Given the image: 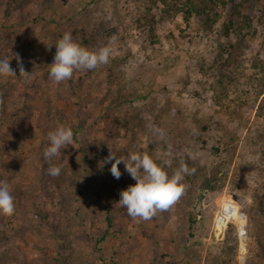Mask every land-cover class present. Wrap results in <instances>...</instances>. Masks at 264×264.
<instances>
[{
    "label": "rangeland",
    "instance_id": "rangeland-1",
    "mask_svg": "<svg viewBox=\"0 0 264 264\" xmlns=\"http://www.w3.org/2000/svg\"><path fill=\"white\" fill-rule=\"evenodd\" d=\"M11 1L0 0V59L16 71L0 76V179L12 186L15 210L0 213V264H255L247 253L255 238L264 244V67L253 62L264 44L244 56L239 80L218 105L210 65L228 40L225 17L209 30L197 16L186 28L179 9L164 15L173 0H14L12 10ZM65 32L89 50L109 47L108 62L50 79ZM16 54L30 76L19 77ZM46 97L54 124L41 119ZM59 124L71 127L73 145L53 158L62 165L55 179L43 170V148ZM231 138L236 154L223 189L202 192L198 180L226 156ZM115 147L123 157L145 151L162 167L184 161L195 176L186 201L151 220L113 213L106 237L104 209L136 183L129 173L114 191L101 183V157ZM43 186L62 208L45 201ZM227 203L241 216L229 222L235 235L215 226Z\"/></svg>",
    "mask_w": 264,
    "mask_h": 264
},
{
    "label": "trees",
    "instance_id": "trees-1",
    "mask_svg": "<svg viewBox=\"0 0 264 264\" xmlns=\"http://www.w3.org/2000/svg\"><path fill=\"white\" fill-rule=\"evenodd\" d=\"M39 1V0H38ZM10 9L14 8V0L11 1ZM175 9L177 11L179 9L182 12V18L186 28H190V24L193 16H197L202 20L205 24V27L209 30H212L217 22L219 23L222 18L225 17L223 22V32L228 40L226 44L222 47L220 53L216 56L212 57V63L210 68L213 67L215 70V86L217 89L216 94V103L218 105H222L224 100H228L230 86L236 83L239 80V75L242 74L241 70L243 69V65L245 62V55L249 52H252L257 48L258 44L264 42L259 41V36L264 33V0H173L170 4L168 3L167 8L162 9L164 15H168L169 9ZM10 10V11H11ZM153 25L150 28L152 29ZM84 32L88 30V27L83 28ZM183 32V31H182ZM155 37L154 34H151L150 37ZM29 42L30 38L28 37ZM260 46V45H259ZM253 65L257 68L264 67V54L258 53L253 62ZM264 71V69H263ZM110 76H113L110 72ZM261 80L264 84V74L261 77ZM2 95L0 94V97ZM45 106L43 112V116L41 119L49 121L50 124H54V119L50 116V104L48 97H46ZM25 103V102H24ZM22 103L21 105H23ZM29 108V107H27ZM0 105V110H1ZM233 116H236L237 113L234 110H231ZM16 114V113H15ZM12 114V115H15ZM0 112V119H1ZM57 116H59L57 114ZM15 118V117H14ZM13 120V118H12ZM264 131V130H263ZM238 140V139H236ZM231 138L225 142V153L226 156L221 158V161L216 163L210 173L202 179L198 180V187L205 193H214L216 191L222 190L225 185V179L228 176L235 154H236V141ZM121 147H115L112 149L114 154L119 158L123 157V153L125 150L120 149ZM127 152V151H126ZM109 155V154H108ZM107 155V156H108ZM107 156H102V162L105 160ZM114 162V161H113ZM104 164V163H103ZM47 166L43 169L47 171ZM121 171V177L116 179L110 172L111 163L104 164L105 172L102 173L104 176L103 184H105L109 189L114 191L115 187L122 186V181L125 179V174L128 173L125 170V166L121 163L119 166ZM178 167H168L165 166V171L169 174V176L177 169ZM193 175V176H192ZM186 174L184 177L186 180H183L182 183L184 185V192L180 196V199L185 200L188 197V188H191L190 185H194L190 180L195 175L192 173ZM50 175H48L49 177ZM58 178L60 177L57 176ZM56 179V177H54ZM187 180H189L187 182ZM57 181V180H56ZM53 188L59 189L57 184H52ZM42 196L44 197L46 202H50L54 206L61 207L62 205L58 201L52 200L48 196L46 192L45 186L41 188ZM97 189L100 191L103 190V187L97 186ZM194 190V187H192ZM116 200L112 205L106 207L104 209V213L102 219L106 223L105 236H110L109 229L113 228L112 215L117 212L121 214L123 217H130L127 214V209L121 207L117 202L120 199V196L115 194L114 197ZM116 208V211L114 209ZM64 209V208H63ZM187 221V230L189 232L190 237L193 236V229L195 226L196 215L191 211L186 214ZM236 234V227L232 223L228 224L227 227V235ZM247 256L250 261L255 264H264V244L260 239L255 238L251 245H248V253Z\"/></svg>",
    "mask_w": 264,
    "mask_h": 264
},
{
    "label": "clouds",
    "instance_id": "clouds-1",
    "mask_svg": "<svg viewBox=\"0 0 264 264\" xmlns=\"http://www.w3.org/2000/svg\"><path fill=\"white\" fill-rule=\"evenodd\" d=\"M55 48L49 77L56 83L71 79L74 71L94 70L106 64L110 56L109 47L89 50L77 43L70 32L63 34ZM12 57L17 61L19 77L30 76L24 69L19 54ZM0 76L16 77V71L10 67L8 58L0 59ZM47 136L49 143L43 148V159L48 162L47 174L57 177L61 173L62 165L53 164V158L59 156L61 149L73 145V132L70 126L59 124ZM103 163H111L110 172L116 179L121 177L118 166L124 164L125 170L136 183L121 190L117 204L126 208L131 218L144 221L154 218L157 212L167 211L180 198L184 192V175L189 174L187 164L181 161L179 167L169 176L164 167L142 150L130 151L125 157L118 158L109 148V155ZM14 210L12 186L7 179H0V213L12 215Z\"/></svg>",
    "mask_w": 264,
    "mask_h": 264
},
{
    "label": "built area",
    "instance_id": "built-area-1",
    "mask_svg": "<svg viewBox=\"0 0 264 264\" xmlns=\"http://www.w3.org/2000/svg\"><path fill=\"white\" fill-rule=\"evenodd\" d=\"M227 204L233 205L231 203H227ZM233 206H235V205H233ZM229 222H233L232 216H230V214H228V212L223 207L222 213L219 216H217V218L215 219L216 229H217V225L221 224V225H223L222 232L225 231L227 226H228V224H229ZM245 235L246 234H245L244 227L240 226L239 236H240L241 240H243V238L246 237Z\"/></svg>",
    "mask_w": 264,
    "mask_h": 264
},
{
    "label": "bare ground",
    "instance_id": "bare-ground-1",
    "mask_svg": "<svg viewBox=\"0 0 264 264\" xmlns=\"http://www.w3.org/2000/svg\"><path fill=\"white\" fill-rule=\"evenodd\" d=\"M226 206V211L235 219L238 220L241 218L238 212V208L236 206L230 205V204H225ZM243 244V243H242ZM241 251H245L244 245L241 246Z\"/></svg>",
    "mask_w": 264,
    "mask_h": 264
}]
</instances>
